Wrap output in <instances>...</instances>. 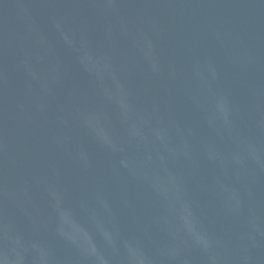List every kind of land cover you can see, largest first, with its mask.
<instances>
[{"label":"water","instance_id":"water-1","mask_svg":"<svg viewBox=\"0 0 264 264\" xmlns=\"http://www.w3.org/2000/svg\"><path fill=\"white\" fill-rule=\"evenodd\" d=\"M0 264H264V0H0Z\"/></svg>","mask_w":264,"mask_h":264}]
</instances>
